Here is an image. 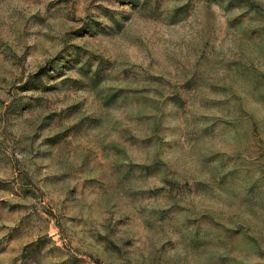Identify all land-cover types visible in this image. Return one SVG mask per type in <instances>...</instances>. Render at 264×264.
<instances>
[{"label": "rangeland", "instance_id": "rangeland-1", "mask_svg": "<svg viewBox=\"0 0 264 264\" xmlns=\"http://www.w3.org/2000/svg\"><path fill=\"white\" fill-rule=\"evenodd\" d=\"M0 264H264V0H0Z\"/></svg>", "mask_w": 264, "mask_h": 264}]
</instances>
